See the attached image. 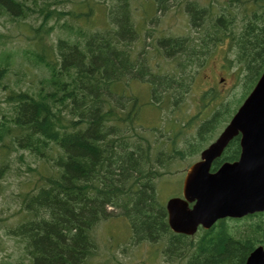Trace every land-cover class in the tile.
Masks as SVG:
<instances>
[{"label": "trees", "instance_id": "obj_1", "mask_svg": "<svg viewBox=\"0 0 264 264\" xmlns=\"http://www.w3.org/2000/svg\"><path fill=\"white\" fill-rule=\"evenodd\" d=\"M84 2L0 0V15L14 19L29 17L38 8L39 15L45 11L40 24L28 27L39 31L41 46L51 57L36 55L49 67L48 77L33 90L10 89L5 98L10 112L0 118V178L8 169V149L52 163V172L40 174V184L22 196L21 210L26 215L8 234L22 244L21 255L29 264H85L96 254L93 229L119 215L129 227L130 243L164 239L163 252L169 259L182 264H244L250 251L262 243L264 212L248 216L246 223L221 219L192 237L174 234L158 198L157 181L166 174L168 161H164L183 153L175 147V139L166 151L158 147L155 129L139 122L143 104L111 90L120 78L148 81L150 104L160 110L178 104L187 75L157 74L146 64V55L134 56L140 31L122 5L107 25L80 32L78 23L70 22H77ZM193 11L189 8L192 24H201ZM214 15L200 36L189 39L182 65L190 68L200 58L199 47L227 43L254 82L264 63V0H225ZM51 17L59 30L49 44L43 36L53 29L47 27ZM234 21H241L240 26ZM182 45L172 37L159 38L156 49L163 47L170 57ZM8 63L7 55L0 54V80L7 76ZM216 117L199 124L200 143ZM238 152L234 139L213 168L236 159Z\"/></svg>", "mask_w": 264, "mask_h": 264}, {"label": "rangeland", "instance_id": "obj_2", "mask_svg": "<svg viewBox=\"0 0 264 264\" xmlns=\"http://www.w3.org/2000/svg\"><path fill=\"white\" fill-rule=\"evenodd\" d=\"M84 1L88 3V0ZM167 1L170 3V10L166 15L162 16L159 21L157 33L167 31L168 34H173L174 40L178 42L181 38L193 34V31L190 28L188 15L184 12L185 4L175 6L173 2L177 3L178 0ZM193 1L200 7H203V16L206 17L205 20L211 19L215 16L214 14L220 10V4L217 3L219 0ZM95 2L97 5L94 6V14L91 16L92 18L90 17V21L88 20L89 22L87 21L86 24L82 19L77 21L81 24L83 29L88 28L89 30H95L98 27L107 25L111 20L110 17H108L110 5L111 8H113L118 4L117 0H95ZM141 3L145 8L147 7V0H143ZM91 5H94V2L86 5V7L89 8ZM129 5L135 12L133 13V17L136 23H139L138 20H140L141 17H146L142 6L139 7L137 0H129ZM40 11L41 9L38 8L36 13H32L29 16L30 18L26 17L23 19H14L8 15H0V53L11 58L8 64L9 70L7 76L0 80V118L2 114L7 115L10 112L11 105L5 101L7 92L10 89H36L40 79L48 76V70L43 65L35 63L32 58V53L37 49L35 40L36 32L39 31H33L28 27V24L37 25L41 23V17H44L45 11L43 14L39 15ZM113 11L118 12L119 10L114 9ZM157 15L160 14L157 13ZM51 19L52 17L49 18L50 21L47 27L53 26V29L44 37V41L49 44L56 40L59 30L56 27V22L54 23ZM74 22L75 21H73V24ZM140 30L143 36L151 33L152 35H156L155 30L152 31V27L146 21L143 27L140 26L139 31ZM149 43V38H147L145 43L138 44L135 50H133L134 56H136L138 51H140L145 44L147 45L145 49L149 57V53L154 51L151 50L152 47L148 46ZM216 49L217 44H211L206 50L204 49L205 53L200 55L202 60L197 61L194 67L198 70H195L196 72L194 70L188 72L190 73L193 71L192 73L194 75L190 85L191 91L184 95L179 106L171 104L168 105L167 108L161 110L147 108L141 112L139 122L143 125H158L159 121L157 115L164 118L161 119L162 122L169 116L180 119L176 120V124L171 123L170 126L175 125V129H177L178 125L186 126L187 122L190 121V125L186 127V129H183L184 132L182 133L181 131L179 136L175 138V142L177 143L175 147L179 150L186 147L187 141H190L192 138L195 139L193 146L188 149L182 158H171L164 161V163L168 161V166L166 163L164 169L166 174L161 176L157 181V192L161 202L170 196L180 193L181 182L186 168L199 158V145L204 147L217 136L214 134L212 139L210 137L211 140L205 137V142L203 143L202 139V143H200L199 137L196 134L197 126L202 122L203 118H206L212 109L219 106L221 102H223L224 106L227 105L220 114L221 121L224 120L231 109L235 108L237 102L235 101L236 103L233 106V100L239 99L245 89L244 76L246 72L239 70L238 66L233 61V52L228 50L226 53L227 59L224 61L222 59L221 61V52L225 50V46L219 45L218 50L221 54H217V56L212 52H216ZM204 50H202V52ZM201 62H203L202 66H200ZM220 64L224 66H220ZM149 65L152 68L153 66L160 67L161 73L179 70L180 67L177 62L172 63L167 57L163 59L158 55H153ZM195 78H197L198 81L196 84L194 82ZM221 78H223V80H221ZM205 83L210 84V86L212 84L216 88H219L217 91L219 97L212 104L210 109L207 108V110L201 111L199 109V98L202 94L199 90L205 88ZM140 89L143 90L140 96L145 95L149 90L148 84L138 83L136 86L133 84L130 86L131 92H138ZM111 90L114 93L125 92L121 86L115 84L112 86ZM229 101L231 102L230 104H228ZM207 106H209V104ZM160 131H162L161 128ZM176 132L178 133V131ZM176 132L172 134H162H165V136H173L177 135ZM218 132L219 131H217V133ZM168 142L161 145L164 151L170 148ZM20 153V151L7 150L5 157L7 159L8 169H6L4 176L0 178V264H29L27 257L21 255L22 244L19 243L15 237L9 235L8 230L16 226L26 215L25 212L21 210V198L24 193L35 189V187L40 184V182H38L40 174L48 176L52 172L51 159L48 161L47 159L35 158L33 155L26 152L22 155ZM172 161H175V163L170 167ZM242 222L246 223V221ZM229 223L232 225L235 224L231 221H229ZM126 224V220L119 215H113V217L98 223L91 233V236L96 244L98 241L99 246L96 248V254L91 256L85 264H182V260L175 259L174 257L169 259L163 252L166 242L164 239L155 243L146 241L139 244L130 243L128 240L130 231Z\"/></svg>", "mask_w": 264, "mask_h": 264}, {"label": "water", "instance_id": "obj_3", "mask_svg": "<svg viewBox=\"0 0 264 264\" xmlns=\"http://www.w3.org/2000/svg\"><path fill=\"white\" fill-rule=\"evenodd\" d=\"M238 132V160L210 172L211 162ZM166 210L169 227L186 235L222 218L264 211V71L224 131L187 169L182 197L170 198ZM244 264H264V245L253 249Z\"/></svg>", "mask_w": 264, "mask_h": 264}]
</instances>
